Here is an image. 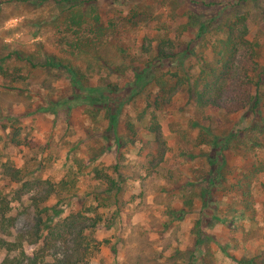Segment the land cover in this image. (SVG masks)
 <instances>
[{"label":"rangeland","instance_id":"1","mask_svg":"<svg viewBox=\"0 0 264 264\" xmlns=\"http://www.w3.org/2000/svg\"><path fill=\"white\" fill-rule=\"evenodd\" d=\"M225 1L0 0V199L8 205L0 264L21 242L38 263L59 264V245L24 241L36 222L34 197L63 215L80 208L101 216L89 230L91 264H264V82L260 115L199 107L189 90L203 66L218 64L236 9L249 15L264 65V0H232L241 1L234 10ZM97 16L104 35L91 31ZM167 34L180 48L195 45L194 56L149 64L154 54L142 46ZM48 55L79 69L84 85L121 89L108 90L113 100L96 114L85 103L37 111L76 91L64 69L43 65ZM147 66L154 78L133 94ZM216 136L232 138L222 179L211 185L222 163H210Z\"/></svg>","mask_w":264,"mask_h":264},{"label":"trees","instance_id":"2","mask_svg":"<svg viewBox=\"0 0 264 264\" xmlns=\"http://www.w3.org/2000/svg\"><path fill=\"white\" fill-rule=\"evenodd\" d=\"M225 3L226 7L234 10L240 6L241 1L229 0L225 1ZM209 4L216 5L217 3L210 2ZM238 11L239 9H236L234 15L226 20L225 37L222 39L221 57L218 64L216 66H203L196 78L198 79V88L195 85H191L189 90L192 94L191 96H193L191 97L192 100L199 107H213L229 114L245 112L260 115L262 110L260 88L264 82V65L262 66L259 60L260 43L251 38L249 15L246 12L240 13ZM85 16L83 14V19ZM95 19L94 23L99 24V27L96 29L92 26L91 31L96 36L104 35L107 26L104 27L100 23L99 16L95 17ZM210 22L200 25L198 37L206 30ZM181 45L167 34L159 37L155 45H143L142 53L147 55L154 54L153 59L149 62L151 65H156L158 62L178 61L181 56H194L195 45L189 43L180 48ZM43 65L64 69L69 74L76 91L73 96L52 102L47 107L38 108L37 111L55 113L59 107L65 104L80 105L85 103L91 105L96 114L102 105L113 100L112 96L108 94V90L118 92L121 89L118 85L111 83L95 86L84 85L85 75L79 69L70 63H65L61 59H56L53 55H48ZM136 74L135 87L134 89L132 88L133 94L146 88L147 84L154 78L148 66ZM181 90L180 87H176L172 95ZM261 121H263L264 126V117H261ZM117 123V119L112 115L110 117V127L113 130L114 138L120 140L121 136L118 133ZM253 128H256L255 125ZM229 138L232 137L219 138V141H217L216 136L210 142L214 147L220 146V151L211 158L210 163H215L219 157L222 158V163L218 165V168L215 167V173L211 177V185L218 183L222 179L220 166L226 163L223 148L227 146ZM158 141L163 148L160 157V161H163L166 154V145L161 141L160 137ZM109 182L112 185L111 188L116 186L114 181L109 179ZM33 199L36 209V222L31 230L24 231L26 234H24V238H26L24 241L30 244L44 245L43 249L59 245L62 249L60 251L59 264H91L90 258L96 246L92 245V237L89 230L99 225L101 216L99 214H88L89 209L83 210L80 208L63 215L62 210L58 209L57 205L50 206L48 204L47 197H34ZM5 204V201L0 199V222L8 218L5 212L8 205ZM29 236L32 239H29ZM9 250H17L19 253L12 256L5 264H40L36 256L27 253L24 242H21L16 247L9 248ZM238 261L242 264H261L253 259L242 258Z\"/></svg>","mask_w":264,"mask_h":264}]
</instances>
